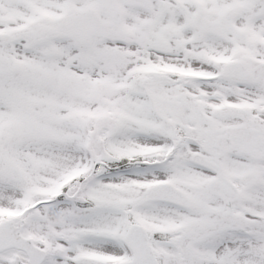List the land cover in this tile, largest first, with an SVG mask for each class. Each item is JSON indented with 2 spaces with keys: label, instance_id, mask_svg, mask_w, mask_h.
<instances>
[{
  "label": "snow or ice",
  "instance_id": "snow-or-ice-1",
  "mask_svg": "<svg viewBox=\"0 0 264 264\" xmlns=\"http://www.w3.org/2000/svg\"><path fill=\"white\" fill-rule=\"evenodd\" d=\"M0 264H264V0H0Z\"/></svg>",
  "mask_w": 264,
  "mask_h": 264
}]
</instances>
